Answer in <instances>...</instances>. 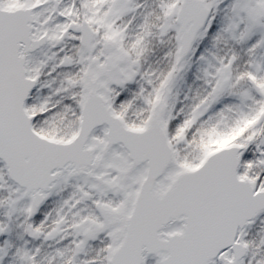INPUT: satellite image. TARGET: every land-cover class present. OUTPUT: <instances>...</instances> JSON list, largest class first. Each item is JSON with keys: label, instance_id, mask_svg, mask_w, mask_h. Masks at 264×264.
<instances>
[{"label": "snow or ice", "instance_id": "snow-or-ice-1", "mask_svg": "<svg viewBox=\"0 0 264 264\" xmlns=\"http://www.w3.org/2000/svg\"><path fill=\"white\" fill-rule=\"evenodd\" d=\"M0 264H264V0H0Z\"/></svg>", "mask_w": 264, "mask_h": 264}]
</instances>
